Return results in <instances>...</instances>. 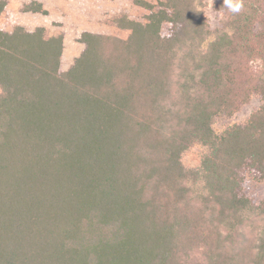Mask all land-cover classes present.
I'll use <instances>...</instances> for the list:
<instances>
[{
  "label": "trees",
  "instance_id": "obj_1",
  "mask_svg": "<svg viewBox=\"0 0 264 264\" xmlns=\"http://www.w3.org/2000/svg\"><path fill=\"white\" fill-rule=\"evenodd\" d=\"M135 3L67 71L64 33L0 27V264H264V0L217 28L205 0Z\"/></svg>",
  "mask_w": 264,
  "mask_h": 264
},
{
  "label": "rangeland",
  "instance_id": "obj_2",
  "mask_svg": "<svg viewBox=\"0 0 264 264\" xmlns=\"http://www.w3.org/2000/svg\"><path fill=\"white\" fill-rule=\"evenodd\" d=\"M31 1L12 0L10 7L0 17V27L12 31L17 25H23L28 29L45 26L51 34L64 33L66 43L62 65L64 71H67L83 52L85 45L80 42L79 38L84 31L101 32L126 38L129 31L118 27V18L127 15L134 19H141L147 14L146 9L137 5L135 0H47L48 14L24 12V5ZM222 1L211 0V7H209L210 0H205L206 16L212 28L221 26L226 16V11L221 9ZM167 28L165 26V32ZM260 105V99L254 97L233 118L220 119L216 127L222 129L228 124L244 121ZM199 155L198 148L190 150L184 155L185 164L189 167L198 166ZM245 191L260 202L264 198V180L261 182L249 180Z\"/></svg>",
  "mask_w": 264,
  "mask_h": 264
},
{
  "label": "clouds",
  "instance_id": "obj_3",
  "mask_svg": "<svg viewBox=\"0 0 264 264\" xmlns=\"http://www.w3.org/2000/svg\"><path fill=\"white\" fill-rule=\"evenodd\" d=\"M223 6L226 7L230 13L238 14L244 7V0H223ZM211 7V0L209 2Z\"/></svg>",
  "mask_w": 264,
  "mask_h": 264
},
{
  "label": "crops",
  "instance_id": "obj_4",
  "mask_svg": "<svg viewBox=\"0 0 264 264\" xmlns=\"http://www.w3.org/2000/svg\"><path fill=\"white\" fill-rule=\"evenodd\" d=\"M9 1L11 2L12 0H9ZM25 1H28V0H25ZM38 1H41V2H43V3H44V6H45V8L49 10V8H48V4H47V0H38ZM8 7H10V3H9V6H8Z\"/></svg>",
  "mask_w": 264,
  "mask_h": 264
}]
</instances>
